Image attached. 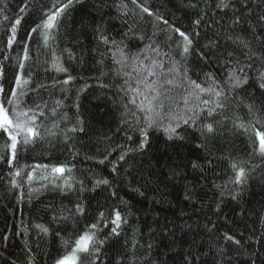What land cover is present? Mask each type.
<instances>
[{
    "label": "trees",
    "instance_id": "trees-1",
    "mask_svg": "<svg viewBox=\"0 0 264 264\" xmlns=\"http://www.w3.org/2000/svg\"><path fill=\"white\" fill-rule=\"evenodd\" d=\"M67 2L0 0V84L5 95L16 88L18 95L23 93V106L40 104L44 113H36L43 138L23 148L18 144L11 164L7 163L10 154L0 160V264H54L65 252V240H74L85 225L95 223L99 211L110 219L113 208L120 209L127 223L121 225L119 236L109 235L110 224L99 235L105 243L95 264H264V154L259 151V138L253 144L249 135L236 127L251 119L245 105L253 104L254 110L264 108V90L252 79L256 73L249 71L248 84L224 98L223 110L211 117L202 115L196 126L182 124L177 129L182 139H168L163 130L153 128L148 143L140 149L142 137L122 123L125 104L136 111L130 96L121 90L126 77L116 75L120 66L108 52L112 46L100 42L97 32L99 26L109 39L123 40L129 54L153 42L180 62L181 74L186 69L188 77L207 87V73L224 83L230 66L227 61L232 60L228 52H235L242 64L248 62L233 43L237 36L257 53L264 52L260 40L253 36L256 33L264 39V21L260 19L264 0H232V6L224 9L216 7L218 0H138L154 13L152 16L141 13L131 0H125L130 9L127 15L117 10L119 0H73L57 18L56 27L31 32L47 18L54 3ZM237 16L240 21L233 24ZM19 17L23 18L16 25V41L9 47L7 37ZM156 17H163L168 25ZM196 19L201 21L199 26L193 24ZM170 25L189 35L194 30L199 33L191 36L192 50L186 61L167 39L169 35L173 41L178 39ZM45 31L50 33L47 44ZM25 47L27 60H23ZM55 57L68 72L52 67ZM157 58L165 60L166 69L172 67L168 57ZM21 61L23 70L18 68ZM21 71L17 87L15 79ZM124 71L131 68L126 66ZM69 75L73 79L62 83ZM25 79L30 82L24 84ZM41 84L45 87L38 88ZM169 94L173 107L179 104L175 110L183 114L184 89L177 87ZM202 98L209 96L202 94ZM57 101L62 103L57 106ZM6 106L11 113L12 106ZM65 113L68 118L62 119ZM77 118L82 124L78 125ZM204 123H212L215 131L202 133ZM74 126L83 131H68ZM5 139L0 133V145ZM233 162L246 169L242 184L230 182L235 175ZM194 163L199 167L194 168ZM37 165L71 168L65 176H71L72 189L62 187V180L52 183L48 172ZM17 171L20 175H15ZM29 176L33 178L29 180ZM99 179L110 183L98 185ZM76 204L83 207V215L76 214ZM225 234L240 243L226 240ZM93 259L84 258V264H92Z\"/></svg>",
    "mask_w": 264,
    "mask_h": 264
},
{
    "label": "snow or ice",
    "instance_id": "snow-or-ice-1",
    "mask_svg": "<svg viewBox=\"0 0 264 264\" xmlns=\"http://www.w3.org/2000/svg\"><path fill=\"white\" fill-rule=\"evenodd\" d=\"M73 0H68L67 4H61L57 6L56 3L52 5V8L49 10V14L45 20H42L40 24H37L34 28L31 29V32H37L38 29L51 30L56 27L57 18L67 9ZM131 3L140 9L141 13H148L152 16L154 13L142 4L138 3V0H131ZM117 10L122 12L124 15H127L130 9L125 0H119V3L115 5ZM232 6V0H218L216 5L217 8H229ZM194 7V5H193ZM54 9V11L52 10ZM24 8L20 9V12L23 13ZM133 14H135L134 9ZM23 17H19L15 20V24L11 27V35L7 37V46H11L16 41L17 27L16 25L20 24V21ZM5 19H8L5 17ZM142 19V17H141ZM157 20H163V17H156ZM264 21V16L260 17ZM240 17H235L232 20L233 24H238ZM165 25H168L167 20H163ZM201 23L200 19L193 21V24L199 26ZM172 33L178 36V39L173 41V36L169 35L167 39L175 43L176 49L179 50L178 54L181 56L182 60L187 59L190 51L192 50V35H199L197 31H193L191 35L182 31L179 27L170 25ZM132 26H129V32H132ZM98 40L102 42L105 46L111 45L112 48H115V51H112V48H108V52H111L114 63L118 64L120 67L116 71L117 76H124V85L121 86V90L125 91L126 95L130 96V104L135 106L136 111H132L128 104L124 105L125 112L122 114L125 119L122 120V123L128 124L129 128L137 132L142 140L140 141L138 147L140 149L144 148L148 143V132L149 129H160L163 130L168 139H173L174 137L182 139L179 136L177 129L181 125L196 126L197 122L200 121L202 115L207 117L213 116L217 113L218 110H223L225 104L223 103L224 98L234 91L235 89L242 88L244 85L249 82V71L256 73L252 79L258 83L260 89L264 90V52L257 53L254 51L247 40L241 39L237 36L233 41L234 44L238 45L242 54L245 57V60L248 61L246 64H242L239 59L236 58L235 52H228L226 55L231 57L232 60L227 61L230 65L228 67L224 83H221L212 73L205 74L207 87L202 83H197V81L192 80L187 76V70L185 69L184 73H180L177 65L179 61H173L167 52H162L159 45H154L153 42H150L145 45L143 49L134 54H129L125 51L127 45L124 44V41H116L114 38L109 39V36L104 34L103 29L98 26ZM261 32H264V28L261 29ZM44 41L47 44L50 33L45 31L43 33ZM127 37L128 33L124 34ZM255 39L260 40L261 46L264 47V39H262L258 34L253 33ZM144 39L143 36L139 37ZM232 40V37L228 38ZM106 54V53H105ZM102 54V55H105ZM54 55V54H53ZM202 55V54H201ZM157 57H168V62L172 65L170 68H165V60L158 59ZM70 58L71 54H70ZM29 59L28 49L25 47L23 60ZM149 61V63H145ZM103 63V60L99 61ZM130 62V63H129ZM130 67L131 71H124L125 67ZM25 67L24 63L21 61L18 64V68L23 70ZM52 67L58 72H68V69L63 67L59 63V57H55L52 62ZM172 73L171 79L168 76ZM22 71L16 76L15 84L17 87L20 86L22 80ZM177 76H180L181 79H177ZM3 77V68L0 66V78ZM73 77L71 75L62 83L67 84ZM133 81L135 86L133 87ZM30 81L25 79L23 80L24 84H28ZM186 85V87H185ZM126 86V87H125ZM45 85H38V88H43ZM88 87L85 85V88ZM183 88L184 95L181 97L184 104L183 114L178 113L175 108L179 107V104L176 103L173 107V98L169 94L174 88ZM84 89L82 88L81 91ZM35 91V89L33 90ZM202 94H207L209 99H203ZM20 93L18 95L16 88L11 89L10 93L5 95L3 85L0 84V133L6 136L5 142L3 145H0V160L5 159L6 154H10V158L7 160V163L11 164L16 158L17 146L18 144L23 148L29 144H32L37 139H42L40 132L41 125H37L36 121L37 110L41 109L40 104H36L34 107L23 106L20 100ZM195 101V103H193ZM57 106L62 102L57 101ZM6 105H11V113L9 107ZM47 105H45L46 107ZM78 107V105H77ZM245 107L248 109L251 119L245 123L241 121L236 127L241 129L243 133L249 135V139L256 143V138H259V151L261 154H264V118H262V113H264V108L260 110H254L253 104H247ZM140 113V115H137ZM52 114L56 115V109H52ZM39 115L43 116L44 113L42 110L39 111ZM128 116L132 117V120L127 119ZM62 119H67V114L65 113ZM135 121L133 123L132 121ZM77 123L82 124V121L77 118ZM259 125V127H258ZM58 127V125H54ZM83 131L82 127H72L68 131ZM206 131L212 133L215 131L212 123H204L202 125V133ZM50 135L54 133L49 132ZM67 138V136H66ZM131 139V137H129ZM134 149L129 148L128 151H133ZM127 153H122L119 157L120 160H123ZM103 163V161H101ZM37 168H42L48 172L49 176L52 177L51 182L55 183L56 180H62V187L67 188L68 190L72 189V184L70 183L71 176H65V172L71 173L72 169L62 165H37ZM193 167H199L197 164H193ZM231 168L235 173L234 178L230 181L233 184H242L246 179V169L243 166L238 165L233 162ZM35 171V169H33ZM115 171V168H113ZM15 175H20V172L17 171ZM33 177L29 176V180ZM45 179L47 177H44ZM15 184V181H13ZM83 183L82 181L80 182ZM110 182L107 179H99L96 181V184H109ZM219 187V186H218ZM115 196V192L112 193ZM235 198V194H233ZM219 208V205H217ZM76 214L83 215L84 209L80 204L75 205ZM71 215V212L69 213ZM68 219L67 216L63 217ZM56 219V217H53ZM95 223H89L84 226V230L72 241H64L65 252L59 258L54 261V264H84V258L92 257L95 264V260L100 259L99 253L103 247L105 240L99 238V235L103 232L105 228L109 227V224L112 225L109 231L110 236H119L120 227L122 224L127 223V219L122 215L119 208H113L111 213V218L106 219V214L104 211H99L95 217ZM42 232L47 233L48 229L42 225H37ZM224 238L229 241H234L236 244L240 242L235 240L234 237L225 234ZM71 250L69 251V245ZM135 247V244L133 245ZM148 248H151V245H148ZM118 264L120 262L118 261Z\"/></svg>",
    "mask_w": 264,
    "mask_h": 264
}]
</instances>
